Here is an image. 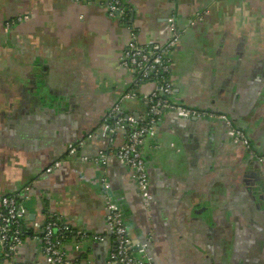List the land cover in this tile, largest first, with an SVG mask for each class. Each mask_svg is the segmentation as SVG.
<instances>
[{"label":"crops","instance_id":"crops-1","mask_svg":"<svg viewBox=\"0 0 264 264\" xmlns=\"http://www.w3.org/2000/svg\"><path fill=\"white\" fill-rule=\"evenodd\" d=\"M110 1L0 0V202L16 195L25 209L24 244L10 260L0 245V264H47V214L91 237L66 241L69 261L103 264V175L155 264H264V163L229 135L237 128L264 155V0H122L125 21ZM171 17V100L197 116L169 111L144 141L146 205L115 156L127 133L100 131L115 107L146 113L140 98L155 84L121 58L131 28L140 45L166 46ZM101 152L104 167L93 163Z\"/></svg>","mask_w":264,"mask_h":264},{"label":"built area","instance_id":"built-area-1","mask_svg":"<svg viewBox=\"0 0 264 264\" xmlns=\"http://www.w3.org/2000/svg\"><path fill=\"white\" fill-rule=\"evenodd\" d=\"M76 1L90 2L92 0ZM107 11L111 17L118 13L125 21L126 5L122 0H111L107 5ZM24 19L28 20L29 18L25 17ZM168 24L172 37L164 47L140 45L137 42L134 29H130V39L121 58V65L124 69L133 70L138 75L140 82L151 81L154 83L155 89L140 98L146 108L144 115L138 118L133 115L125 116L120 106L115 107L110 117L106 118L102 124L100 131L103 137H110L115 130H122L127 133L126 142L116 150L115 156L121 164L133 170L135 183L145 199L146 205L150 204L152 196L149 189L144 141L155 135L164 115L169 111H174L184 118L197 116V112L179 107L171 100L174 92L170 78V53L178 42V34L174 17L168 20ZM124 98L131 100L137 96L128 93ZM229 135L236 142H242L246 148L249 147L247 139L240 130L230 127ZM75 151L76 149L72 148L70 154H75ZM93 163L104 167L107 164L106 153L101 152L99 156L93 159ZM59 165L56 163L53 167L56 168ZM53 167H49L47 172L51 173ZM101 179L107 193L106 232L112 238L111 252L103 264H155L147 255V245L130 236V226L121 204L112 193L110 182L104 175ZM0 203V245L5 257L10 260L24 244L23 219L25 209L16 195L4 196ZM70 238L86 240L91 237L86 233H75L71 227L57 218L51 217L46 220L42 234L38 239L41 241L42 253L47 264H75V262L68 260L65 249V243ZM94 239L99 242L105 241V238L101 236L94 237Z\"/></svg>","mask_w":264,"mask_h":264},{"label":"flooded vegetation","instance_id":"flooded-vegetation-1","mask_svg":"<svg viewBox=\"0 0 264 264\" xmlns=\"http://www.w3.org/2000/svg\"><path fill=\"white\" fill-rule=\"evenodd\" d=\"M44 106H45V104H44ZM234 129H237V128H235V127H233ZM243 133V132H242ZM244 134V133H243ZM244 136H245V138L247 139V141H248V143H249V147H248V149L249 150H252L251 152V158L253 159V160H256V162H258V163H264V155H258L257 153H256V150L253 148V146H252V143H251V141H250V139L244 134ZM233 138V137H232ZM249 152V151H248Z\"/></svg>","mask_w":264,"mask_h":264},{"label":"water","instance_id":"water-1","mask_svg":"<svg viewBox=\"0 0 264 264\" xmlns=\"http://www.w3.org/2000/svg\"><path fill=\"white\" fill-rule=\"evenodd\" d=\"M91 2H94V0H92ZM117 15H119L118 13H117ZM118 201H119V203H120V200L118 199ZM121 204V203H120ZM121 207H122V209H123V211H124V213H125V216H126V218H127V214H126V212H125V206H122V204H121ZM130 229H131V225H130Z\"/></svg>","mask_w":264,"mask_h":264},{"label":"trees","instance_id":"trees-1","mask_svg":"<svg viewBox=\"0 0 264 264\" xmlns=\"http://www.w3.org/2000/svg\"><path fill=\"white\" fill-rule=\"evenodd\" d=\"M51 218V216L49 214H47V217H46V220H49ZM23 234L25 236V232H24V229H23Z\"/></svg>","mask_w":264,"mask_h":264}]
</instances>
